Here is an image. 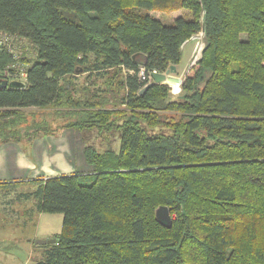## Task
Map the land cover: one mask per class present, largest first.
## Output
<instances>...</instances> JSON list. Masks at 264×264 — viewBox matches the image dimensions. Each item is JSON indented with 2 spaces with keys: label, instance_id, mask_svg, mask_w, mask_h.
<instances>
[{
  "label": "trees",
  "instance_id": "1",
  "mask_svg": "<svg viewBox=\"0 0 264 264\" xmlns=\"http://www.w3.org/2000/svg\"><path fill=\"white\" fill-rule=\"evenodd\" d=\"M0 32L35 52L25 89H0V144L119 134L84 146L89 172L35 180L25 197L62 222L32 264H264V0H0ZM199 34L181 95H140ZM16 63L1 46L0 80Z\"/></svg>",
  "mask_w": 264,
  "mask_h": 264
},
{
  "label": "rangeland",
  "instance_id": "2",
  "mask_svg": "<svg viewBox=\"0 0 264 264\" xmlns=\"http://www.w3.org/2000/svg\"><path fill=\"white\" fill-rule=\"evenodd\" d=\"M61 14L66 20L71 22H77L75 12L62 10ZM176 14L177 13H172L165 15L164 17L161 16L160 20L168 24L170 23L168 20H170ZM200 38H201V34H199V37L194 42H190L191 44H189L188 48L184 50L182 61L183 64L188 63V68L186 71L184 70L181 73L182 76L183 75L185 76L188 69L191 66L195 65V63L197 62L195 58L197 56L199 48L201 47L202 49V45H203V39L201 40ZM240 38L243 40L245 39V36L241 35ZM0 41L2 43L1 44L2 46H7L8 43L12 42L13 43V46L11 47L12 51L16 52L17 54L18 52L22 51L20 57H18L17 59L14 58L18 60V63H16L18 69L24 70L28 65L27 63L23 65L22 62H20L21 60L30 63L34 61L35 59L34 49H32V47L26 41L12 37L7 38L6 36L4 37L2 35H0ZM189 47H191L193 50L189 49ZM188 49L189 51H187ZM12 51L10 53H12ZM186 52H189L187 56H186ZM83 77L84 76L80 75L75 78L74 83L77 89L82 85ZM18 80H20V82L22 81L25 82V78L22 77H19ZM163 85H166V83ZM170 85L171 87L173 86V91H171V89L169 88V96L172 99H176L181 95V84H177V87H176V83H170ZM176 93L178 95H176ZM59 120L62 121L61 118ZM52 126L54 127V124H52ZM160 132L168 133V131L161 130L160 128L148 129V134L150 135H154ZM100 136L101 135L98 136L95 133L77 134L74 131L57 130L56 132L53 133V135L51 136L42 135L38 138L33 139L31 143L35 144L37 141H41L40 143L43 142L47 147L46 151L48 155V161L51 163L54 161L55 152L66 151L65 157L67 160L71 162L72 166L75 165L78 171H83L84 169H86V171H89V167L85 163H83V160L81 159L82 156H80L82 153L81 150H83L84 146L86 145L97 146L99 150H101L100 147L103 149L110 148L115 153L118 152L119 134L113 133V135L104 134L101 137ZM26 143L31 144L29 142ZM27 144H24V150L26 152H29L27 149ZM48 172L50 171L47 169L40 168L38 171H36V173L32 174L29 177L31 178L30 181L38 180L39 177L40 179H43L41 178V176L44 177L45 174H49ZM21 191L22 193H25L24 189H22ZM13 199L14 196L9 197V200H13ZM15 203L17 202L15 201ZM44 215H45L44 217H50V215H53L52 217H54V215L56 214H44ZM59 217L62 218L61 215ZM23 218H25L24 223L20 221H16L14 224L7 223L8 221L10 222V220L7 218L4 219L0 218V264H22V262H24L23 260H29L31 256L33 258L31 261L32 264L33 261H37L41 257V251L39 249L35 248L33 254H30L28 252V249L31 247L30 244H32L34 241L33 237L38 236L44 238L43 236L46 234L45 231L46 228L57 230L55 232H59L61 230L62 219L60 221L59 218L58 221L55 220V218H51V220L49 221L44 220V218L43 220H41L37 216V214H35V212L34 213L32 212V210H27V213Z\"/></svg>",
  "mask_w": 264,
  "mask_h": 264
},
{
  "label": "crops",
  "instance_id": "3",
  "mask_svg": "<svg viewBox=\"0 0 264 264\" xmlns=\"http://www.w3.org/2000/svg\"><path fill=\"white\" fill-rule=\"evenodd\" d=\"M188 46L189 43L188 45L185 44L182 47L181 62L178 66H175V76L179 77L181 80L180 84H182L184 79V75L182 76L181 73L184 70L186 71L188 68V63L183 64L182 61L184 50L188 48ZM189 49L193 50L191 47H189ZM189 49L187 51H189ZM188 53L189 52H186V56ZM169 85L170 83L168 84V87L171 89V91H173V86L171 87V85ZM177 93L176 95H178ZM40 142L41 141H37L35 144H32L31 141L29 142L31 144H27L26 142H8L0 144V218L9 219L10 222L8 221L7 223L14 224L16 221L24 223L25 218L23 217L26 215L27 210H32L33 213L35 212V214H37L41 220L44 218V220L49 221L51 218H55V220L58 221L59 218L61 221L62 218L59 217L60 215L58 214L54 215V217H52L53 215H50V217H44V214L37 212L36 201L32 197H25L29 193H32L34 190H36L38 183L35 181H30L31 178L29 177L36 173V171H38L40 168L50 171L48 172L49 174H45L44 177L41 176L43 180L61 175H72L79 172L87 173L90 171V168L89 171H86V169L83 171H78L75 165L72 166L71 162L66 159V151L55 152L54 161L52 163L49 162L46 151L47 147L43 142ZM24 144H27V149L29 152L24 150ZM80 156H82V153ZM81 159L83 160V158ZM22 189L25 190V193H22ZM11 196H14L13 200H9V197ZM15 201L17 203H15ZM45 231L46 234L43 236L44 238L34 236L33 240L51 239L54 235L60 232H55L57 230L51 228H46ZM30 245L31 247L28 249V252L33 254L35 251L33 246L35 245L33 243ZM32 259L33 258L31 256L29 260H23L24 262H22V264H31Z\"/></svg>",
  "mask_w": 264,
  "mask_h": 264
},
{
  "label": "water",
  "instance_id": "4",
  "mask_svg": "<svg viewBox=\"0 0 264 264\" xmlns=\"http://www.w3.org/2000/svg\"><path fill=\"white\" fill-rule=\"evenodd\" d=\"M146 60V58H145ZM141 66L145 65V61L140 62ZM150 78L151 81L150 83H148L141 91H140V95L145 92L147 90V88H149L150 86L154 85V84H165L168 86L169 83H176V84H180L181 80L176 77V67L174 65H170L168 67V69L161 73V72H156L153 71L150 74ZM26 87V83L24 82H20V81H10L8 82L7 80H0V89H25ZM155 220L157 223H159L161 226H163L166 229H169L172 225V220L171 217L169 215V209L167 207L164 206H159L156 210H155ZM55 242V239H47V240H40V239H36L33 241V244L35 246H45V245H49V244H53Z\"/></svg>",
  "mask_w": 264,
  "mask_h": 264
},
{
  "label": "built area",
  "instance_id": "5",
  "mask_svg": "<svg viewBox=\"0 0 264 264\" xmlns=\"http://www.w3.org/2000/svg\"><path fill=\"white\" fill-rule=\"evenodd\" d=\"M0 35H2V36H4V37L6 36L7 38H9V37H8L6 34H4V33H1V32H0ZM1 44H2V43H1V41H0V47L2 46ZM10 44H11V42L7 44V47H8V49H9V52L12 51V49L10 48ZM12 54H13L14 58H16V59H17L18 57L21 56V53H20V52H18V54H17L16 52H13V51H12ZM12 68L16 70L15 76H19V77H22V78H26V74H25L24 70H20V69H18V67H17L16 65H13ZM4 75H5V76H8V73L5 72ZM139 76H140L141 80H145V75H144V73H143L142 70L140 71ZM148 80L151 81V78H150L149 75H148Z\"/></svg>",
  "mask_w": 264,
  "mask_h": 264
},
{
  "label": "bare ground",
  "instance_id": "6",
  "mask_svg": "<svg viewBox=\"0 0 264 264\" xmlns=\"http://www.w3.org/2000/svg\"><path fill=\"white\" fill-rule=\"evenodd\" d=\"M196 62V61H195ZM19 78V76H16ZM3 80H7V79H3ZM8 82H10L9 80H7ZM12 81H19V80H12ZM177 90V89H176Z\"/></svg>",
  "mask_w": 264,
  "mask_h": 264
}]
</instances>
